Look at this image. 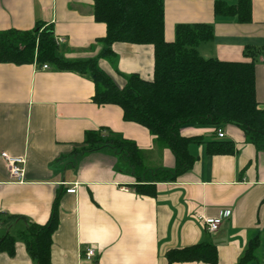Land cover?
<instances>
[{"label": "crops", "instance_id": "crops-1", "mask_svg": "<svg viewBox=\"0 0 264 264\" xmlns=\"http://www.w3.org/2000/svg\"><path fill=\"white\" fill-rule=\"evenodd\" d=\"M215 1L163 0L164 38L173 41L178 24H211L213 38L200 43L198 52L224 61L254 60L256 99L264 108V0H251L249 22L215 16ZM92 11L91 0H0V31L29 30L41 21L65 38L58 44L64 59L96 58L119 86L131 73L150 79L152 45L112 44L114 66L99 56L106 26ZM94 92L93 81L73 71L0 63V154L25 158L24 180L14 182L0 156V237L25 228L17 216L44 224L60 194L52 264H169L167 250L200 242L215 245L218 264H235L255 235L260 243L252 264H264V150L246 142L234 124L221 126L222 138L211 125H184L181 134L203 140L189 144L192 168L176 181L158 183L155 196L141 195L123 159L108 150L76 153L85 131L105 127L133 140L148 169L173 168L175 157L146 127L123 120L118 105L95 104ZM217 139L232 141L233 153H207L206 142ZM70 187L76 191L66 192ZM224 210L229 214L213 232L197 217ZM87 247L96 250L93 260L84 256ZM0 264L34 262L17 239L14 255L0 252Z\"/></svg>", "mask_w": 264, "mask_h": 264}, {"label": "trees", "instance_id": "trees-1", "mask_svg": "<svg viewBox=\"0 0 264 264\" xmlns=\"http://www.w3.org/2000/svg\"><path fill=\"white\" fill-rule=\"evenodd\" d=\"M91 1L93 18L106 26L105 35L98 39L104 46L99 56L114 58L111 45L117 42L152 45L153 74L150 79L131 73L124 75L125 82L119 86L98 66L96 58L64 59L58 52L59 45L52 28L41 21L29 30L10 28L0 31V63H35L39 67L48 64L57 70L87 76L95 86L93 102L98 106L118 105L123 120L146 127L158 144L172 151L175 166L146 168L137 144L105 127L85 131L83 145L77 154L110 151L123 159L135 176L136 192L155 196L158 183L176 181L195 162L189 144L203 140L201 136L181 134L184 125H211L217 132L224 124H234L244 132L246 142L257 150H264V108L259 107L256 99L254 60L224 61L202 56L198 45L213 38V27L207 23L178 24L174 40H165L163 0ZM213 10L215 16L232 15L239 22L251 20V0H237L235 4L217 0ZM233 150L230 140L206 142L209 154H231ZM59 195H56L44 224L17 216L25 220V228L17 235L6 233L1 236L0 252L14 255L19 239L34 264H52V236L59 223ZM259 243L258 235L250 237L235 264H252ZM165 258L169 264H218L217 249L208 242L171 248L166 251Z\"/></svg>", "mask_w": 264, "mask_h": 264}, {"label": "built area", "instance_id": "built-area-1", "mask_svg": "<svg viewBox=\"0 0 264 264\" xmlns=\"http://www.w3.org/2000/svg\"><path fill=\"white\" fill-rule=\"evenodd\" d=\"M56 43L60 44L63 43L65 38L64 37H55ZM42 69H48V64H43L41 66ZM224 133L221 129L217 130V137L222 138ZM1 159L6 165L9 178L14 182H22L25 176V158L22 156H12L6 152H1L0 154ZM76 191V187H70L66 189L68 193H74ZM229 214V210H224L219 213L218 216L215 217H206L201 214H197V217L203 221L205 224V228L208 232L216 231L222 221V218ZM84 256L89 259L93 260L96 256V250L92 247H87L84 250Z\"/></svg>", "mask_w": 264, "mask_h": 264}, {"label": "rangeland", "instance_id": "rangeland-1", "mask_svg": "<svg viewBox=\"0 0 264 264\" xmlns=\"http://www.w3.org/2000/svg\"><path fill=\"white\" fill-rule=\"evenodd\" d=\"M60 51H62V45H60V47H58V52L60 53ZM106 59V63L109 64L110 66H114V62H115V58L113 57H108V58H105ZM12 234H16L14 231Z\"/></svg>", "mask_w": 264, "mask_h": 264}]
</instances>
